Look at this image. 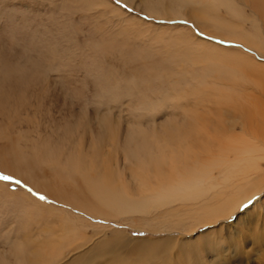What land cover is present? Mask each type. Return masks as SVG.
I'll return each instance as SVG.
<instances>
[{
    "label": "rangeland",
    "instance_id": "rangeland-1",
    "mask_svg": "<svg viewBox=\"0 0 264 264\" xmlns=\"http://www.w3.org/2000/svg\"><path fill=\"white\" fill-rule=\"evenodd\" d=\"M171 142L180 160H149ZM234 175L244 198L220 216L230 194L168 190L199 176L211 196ZM45 255L264 264V21L248 4L0 0V264Z\"/></svg>",
    "mask_w": 264,
    "mask_h": 264
},
{
    "label": "bare ground",
    "instance_id": "bare-ground-1",
    "mask_svg": "<svg viewBox=\"0 0 264 264\" xmlns=\"http://www.w3.org/2000/svg\"><path fill=\"white\" fill-rule=\"evenodd\" d=\"M237 2H242V4H248L249 5V7L250 8H252L253 10H254V12L264 21V0H236ZM156 7V6H155ZM147 8V7H146ZM154 10V9H153ZM150 11H151V9H150ZM160 12V11H159ZM247 44H251L249 41H247ZM109 128V127H108ZM178 138V137H177ZM163 140V139H162ZM161 140V141H162ZM170 140V139H169ZM180 140V139H179ZM173 141V140H172ZM144 142V141H143ZM163 142V141H162ZM170 142V141H169ZM179 142V141H178ZM164 143V142H163ZM177 143V142H176ZM144 144V143H143ZM162 144V143H161ZM161 144L159 145V147L160 148H158V150H156L155 152H149L147 155H148V157H149V160L151 159V162L152 163H159V162H161V163H165V162H177L178 160H180V158H177V157H179V156H177L176 155V150L174 149V144L171 142L169 145H168V143H166V145H163L162 144V146H161ZM150 146H152V145H150ZM173 146V147H172ZM156 147V146H155ZM143 148V147H142ZM148 148V147H147ZM153 148H154V146H153ZM145 149V148H144ZM151 151V150H150ZM139 152V151H138ZM141 152V151H140ZM139 152V153H140ZM136 153V152H135ZM138 154V153H137ZM138 156V155H137ZM142 156V155H141ZM92 157H94V156H92ZM91 157V158H92ZM146 158H147V156H146ZM178 159V160H177ZM105 160V159H104ZM139 160V159H138ZM92 161H94V160H92ZM140 162H141V160H139ZM138 161V162H139ZM148 161V160H147ZM146 163V162H145ZM148 163H149V161H148ZM144 164V163H143ZM255 165H257V164H255ZM147 165L145 164V167H146ZM147 168V167H146ZM161 171V170H160ZM145 172H146V170H145ZM136 174V173H135ZM142 175V174H141ZM147 176V175H146ZM136 177V176H135ZM236 175H234L233 177H232V179L231 180H229L228 182H227V184L225 185L226 186V188L225 189H223V190H221L219 193H217V194H213V195H211V196H208V188L207 187H203L202 188V183H203V179H202V177H196L195 179H194V181H190V180H183L182 181V183H181V185L180 186H172L171 188H169L168 190H176L177 192L180 190H185L186 192L188 191V189H192L190 192H188L187 193V195H184L185 196V198H184V200L186 199V200H196V198H205L206 197V201L208 202V203H210L211 201L213 202L211 205H213L215 202L214 201H218V200H216V196L219 198V199H224L225 197H228L229 196V194L231 195V198L229 199H227L226 198V204L228 205V206H226V207H224V209H213L211 212L208 210V213H207V215L208 214H210V216L212 215V216H220V215H222V214H224V213H226V212H228V210L226 209V208H229L230 209V211H232L233 210V207H235L236 205H238L242 200H243V198H244V196H242V195H244V191H243V188L246 186H244L243 184L244 183H242V180H241V178L242 177H238L239 179H237L236 180ZM149 178V177H148ZM243 178H245L244 176H243ZM150 179V178H149ZM164 179V178H163ZM138 180V179H137ZM150 182L152 181L151 179L149 180ZM148 181V182H149ZM144 182V181H143ZM244 182V181H243ZM98 186H99V184H98ZM98 186H96V187H98ZM140 186V185H139ZM155 186V185H154ZM146 187V186H145ZM101 188V187H100ZM98 189H99V187H98ZM144 189V188H143ZM149 189L150 190H152V188H148L147 190L149 191ZM153 189H154V187H153ZM210 189H213V188H210ZM141 190V189H140ZM145 190H146V188H145ZM155 190V189H154ZM94 191H95V189H94ZM93 191V192H94ZM210 191V190H209ZM152 192V191H151ZM156 192V191H155ZM164 192V191H163ZM96 193V192H95ZM108 193H110V192H108ZM161 193V192H160ZM99 194H102V190L99 192ZM172 194V193H171ZM175 194V193H174ZM150 195V194H149ZM167 195V194H166ZM169 195V194H168ZM112 196V195H111ZM111 196H109V198L111 197ZM162 196H164V199L163 200H170V199H174V198H170V197H165V195H162ZM170 196V195H169ZM113 198V197H112ZM152 197H148V200H150V202H152V203H160V201L162 200V199H154V197L151 199ZM180 199V198H179ZM178 199V200H179ZM108 203H109V205H110V203H113L110 199L107 201ZM206 202V203H207ZM167 203H168V201H167ZM113 205V204H112ZM114 208V207H113ZM132 208L133 209H137V210H139L140 209V207L138 206V207H134V206H132ZM207 210V209H206ZM204 219V218H203ZM56 245H53V244H49V245H47L46 246V249H50V248H53V247H55ZM108 251H110V253L111 254H113L114 253V246H111V248H109L108 249ZM106 252V253H109V252ZM40 252V250L38 251V253ZM102 252H104V250H99V251H97L96 253H95V258H99L100 257V255L102 254ZM105 253V252H104ZM23 256H24V253L22 252L21 253ZM50 260V258L48 257V256H42V257H37V256H32V258L31 259H29V260H27V262L28 263H30V264H46L48 261ZM30 261H33V262H30ZM84 261V263H89V262H91V261H93L92 259H85V260H83ZM26 262V263H27ZM87 263V264H88ZM21 264V263H20Z\"/></svg>",
    "mask_w": 264,
    "mask_h": 264
},
{
    "label": "snow or ice",
    "instance_id": "snow-or-ice-1",
    "mask_svg": "<svg viewBox=\"0 0 264 264\" xmlns=\"http://www.w3.org/2000/svg\"><path fill=\"white\" fill-rule=\"evenodd\" d=\"M2 178L5 179V180L10 179V177H7V176H4V177H2ZM41 199H43V197H41Z\"/></svg>",
    "mask_w": 264,
    "mask_h": 264
}]
</instances>
